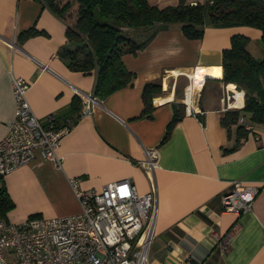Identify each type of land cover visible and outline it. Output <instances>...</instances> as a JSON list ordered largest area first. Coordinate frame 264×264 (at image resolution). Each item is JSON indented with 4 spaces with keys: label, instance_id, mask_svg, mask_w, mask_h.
<instances>
[{
    "label": "crops",
    "instance_id": "0c3cea01",
    "mask_svg": "<svg viewBox=\"0 0 264 264\" xmlns=\"http://www.w3.org/2000/svg\"><path fill=\"white\" fill-rule=\"evenodd\" d=\"M148 1L165 6L178 0ZM28 29L34 32L22 34ZM123 30L137 42L147 37L144 30ZM235 34L249 38L253 57L264 55L260 30L249 25L206 26L200 39L187 38L178 25L157 28L134 54L122 55L135 74L131 83L81 113L78 92L91 93L96 74L71 70L58 55L67 44L64 22L40 0H0V137L14 115L13 76L28 82L26 98L41 121L52 113L57 125H70L57 149L60 166L36 149L30 162L3 176L13 202L7 219L79 211L70 178L96 190L129 179L139 193L154 183L150 264H264V124L243 121L251 128L238 131L221 122L227 109L244 104L243 92L222 81V50ZM194 70L205 78L194 89L200 112L192 115L183 96ZM154 81L161 92L144 113L142 90ZM75 97L80 107L71 111ZM176 109L183 115L166 136ZM145 150L156 153L153 176L140 165ZM236 180L259 188L239 215L222 205V193Z\"/></svg>",
    "mask_w": 264,
    "mask_h": 264
},
{
    "label": "built area",
    "instance_id": "2783aa9c",
    "mask_svg": "<svg viewBox=\"0 0 264 264\" xmlns=\"http://www.w3.org/2000/svg\"><path fill=\"white\" fill-rule=\"evenodd\" d=\"M202 0H191L196 4ZM28 82L12 77L15 102L13 119L0 137V177L30 162L35 150L60 166L57 154L70 125H57L54 114L41 121L26 98ZM196 87L184 88L183 105L187 114L200 112L194 97ZM81 113L90 111L98 98L78 92ZM243 123V118L240 119ZM246 129L251 125L244 123ZM140 162L144 172L153 176L157 166L154 150H145ZM69 185L79 202V211L50 217L30 216L13 222L0 219V264H150L148 248L154 237L156 215L155 185L139 193L129 179L112 181L100 190L82 189L76 178ZM259 188L233 181L222 193L223 211L240 214L249 210Z\"/></svg>",
    "mask_w": 264,
    "mask_h": 264
},
{
    "label": "trees",
    "instance_id": "16d2710c",
    "mask_svg": "<svg viewBox=\"0 0 264 264\" xmlns=\"http://www.w3.org/2000/svg\"><path fill=\"white\" fill-rule=\"evenodd\" d=\"M40 1L65 24L67 44L58 50V55L71 70L95 71L93 94L100 100L131 83L135 74L126 67L122 55L134 54L159 27L178 25L187 38L200 39L206 26L249 25L260 30L264 49V0H202L196 4L178 0L165 6L148 0ZM124 27L136 32L147 31V37L137 42L126 34ZM32 32L33 29H28L22 34ZM248 42L247 36L235 34L229 47L222 50V81L243 92L244 104L241 108L227 109L221 122L227 128L236 124L238 131L244 130L240 118L250 124H264V55L260 59L253 57L248 51ZM160 92L159 82L144 85V113L152 109V97ZM79 107L80 100L75 97L70 110H79ZM182 115L183 111L176 109L166 136ZM12 207L2 180L0 219H7L6 214Z\"/></svg>",
    "mask_w": 264,
    "mask_h": 264
},
{
    "label": "bare ground",
    "instance_id": "6f19581e",
    "mask_svg": "<svg viewBox=\"0 0 264 264\" xmlns=\"http://www.w3.org/2000/svg\"><path fill=\"white\" fill-rule=\"evenodd\" d=\"M193 76L195 77H191L188 76L191 79V83L195 86V87H199V85H201V82L204 80L205 77H200V76H204V71H200L199 73L197 70H194V74ZM198 76V77H197Z\"/></svg>",
    "mask_w": 264,
    "mask_h": 264
},
{
    "label": "rangeland",
    "instance_id": "374dc122",
    "mask_svg": "<svg viewBox=\"0 0 264 264\" xmlns=\"http://www.w3.org/2000/svg\"><path fill=\"white\" fill-rule=\"evenodd\" d=\"M2 180H3V179H2V178H0V183L2 182ZM30 216H31V215H30ZM32 216H33V215H32ZM19 222H20V221H19Z\"/></svg>",
    "mask_w": 264,
    "mask_h": 264
}]
</instances>
